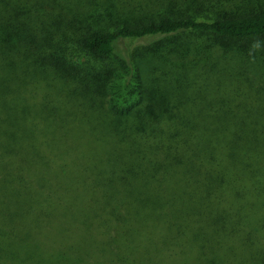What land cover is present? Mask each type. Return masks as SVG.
Returning <instances> with one entry per match:
<instances>
[{"label": "trees", "instance_id": "1", "mask_svg": "<svg viewBox=\"0 0 264 264\" xmlns=\"http://www.w3.org/2000/svg\"><path fill=\"white\" fill-rule=\"evenodd\" d=\"M122 2L0 0V264H264V0Z\"/></svg>", "mask_w": 264, "mask_h": 264}, {"label": "rangeland", "instance_id": "2", "mask_svg": "<svg viewBox=\"0 0 264 264\" xmlns=\"http://www.w3.org/2000/svg\"><path fill=\"white\" fill-rule=\"evenodd\" d=\"M130 1L131 0H123L122 4L120 5L121 8L124 7L127 3H130ZM69 36H70V34L67 33V39L64 42H61V46H60L61 49L60 50H62L63 57H64L67 64H71V63L72 64H79L84 60L85 55L82 51L77 49L78 47L74 43L70 42ZM141 42L138 41V43L143 44ZM259 58H260L259 59L260 64H258V67H259V69H262L263 73H264V64H263L264 63V56L259 57ZM152 65L153 64L151 63V66ZM146 66L147 65L144 66V68H146L145 69V76L147 75V71H148ZM152 68H153L152 71L148 75L149 85L153 88L161 89L165 86V83L168 79L166 65L164 64V62L160 61V62L156 63ZM80 184L83 186H86L88 188L91 187L92 185H94L98 188L102 187V189L112 190L107 182L102 181L100 179H96V178H92L91 181H88L86 179H81ZM81 185H80V187H81ZM111 194H112L111 192L106 191L104 197H102L100 200L103 201L104 203H106V198L108 196H110ZM122 196H124V195H122ZM84 236H86V235H84Z\"/></svg>", "mask_w": 264, "mask_h": 264}]
</instances>
